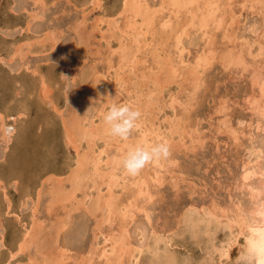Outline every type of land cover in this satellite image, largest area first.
I'll return each instance as SVG.
<instances>
[{
	"label": "rangeland",
	"instance_id": "rangeland-1",
	"mask_svg": "<svg viewBox=\"0 0 264 264\" xmlns=\"http://www.w3.org/2000/svg\"><path fill=\"white\" fill-rule=\"evenodd\" d=\"M45 1V6L43 5V8H40L37 3H32V0H0V112L7 110L8 113H11L12 109H16L17 111L18 109H22L25 112L22 114V119L17 122L16 133L6 152L4 151L3 141L0 138V175L8 186L7 195L12 204L9 208L10 214L0 217V238L1 243L5 244L0 246V264L11 261L8 258L7 247L14 246L15 239H19L22 235L23 227L25 225L29 226L32 224V221H34L35 227L38 225L37 230L40 229L37 232V238L42 239H40L42 245H49L50 248L48 242L54 238L52 237V232L54 231L55 223L68 215V224L66 223L63 229L57 233V239L55 240V244L63 247L64 254L67 256L61 264H75V261L80 259L79 256L84 255L88 251L89 245L91 243L95 244V241L98 249L101 247L102 242L109 249V241L106 240L105 242L104 236L113 233L114 230L116 231L118 226L114 222L109 225L104 221L101 224L102 227L100 226L97 230L98 232H93L95 231V218L86 210L84 211L83 207L79 206L77 208V201L75 202L74 199L71 201L66 200L65 196L51 203L50 206L49 200L52 198V192H49V189L52 188L53 183H56L55 181L58 179H53L55 181L49 180V186L48 184L46 186L44 184L43 191L41 190L39 194L37 190L41 186L43 178L49 172L65 175L71 164H73L74 149L70 144L65 142L61 118L69 117L70 113L74 110L80 115L92 117L93 114H96V109L99 106L98 101L93 102L86 98L84 100L81 94L83 93L84 86L90 82L93 70L99 73L105 72L107 48L102 39L97 41L100 37L97 34L95 39H93L94 37L89 38V45H91L87 47L89 50L86 48L83 52L75 53L72 43L73 39H76L74 27L77 22L83 20L82 24H84L85 30L89 31L91 25L95 23V17L104 14L108 16L107 19L114 20L116 27L122 25L119 27L122 28L125 18L123 14L119 13L121 0H101L102 5L100 6H96L91 0ZM159 2L161 0H146L149 7L157 6ZM219 2L220 8L223 7L222 9H225L227 13L223 15L225 18L224 22L232 24L233 30L236 29L234 32L239 41L235 39V41H238H236L237 43L234 42L235 45L237 44L238 46V43L242 40L240 43L241 47L244 48V52H242L245 61L244 67L241 65L222 66L220 62L221 52L232 44L223 38V27L216 28L213 26V31L207 34L209 35L207 39L212 40V43L210 42L208 43L209 45H206L205 35L201 31L192 29L193 27L190 25H185L190 14L188 16L182 10L179 14H175L167 7H163L160 12H157L158 17L153 24L155 29L153 30V34H145L147 36H145L147 47L144 45L143 48H140L141 50L136 49L134 46H132L133 48H129L131 53L135 52L134 56L137 55L134 58L136 64H130L131 68L135 67L132 69L126 67L123 71L127 75H130L129 78L125 75L128 78L126 79L128 82L126 85L131 87V91L134 86L135 90L130 92L131 97L129 98L126 94V89L120 88L119 92H117L119 94L117 100L132 106L138 102V106H135V108L139 109L138 107H140L142 119H146L145 124H149L150 122H147V119H150L153 121L151 123L153 124L152 128H158L157 131L165 130L166 135L171 138L169 145L170 155L168 158L163 159L164 166L159 171L162 176L161 183L158 184L154 180L152 181L151 178L147 179L148 191L153 192L149 201L143 204H146L144 210L149 215V219L143 216L144 211L135 210L133 221L129 220L127 222L128 240L135 245L141 244L143 246L142 252L138 255V264L149 263L148 259L152 254L150 251V248H152L150 245L152 244L151 229H156L159 233L161 231L163 233H161L163 239L161 238L158 244L159 253L162 252V249L166 248L169 254L173 253L175 255L179 264L184 260L190 262V264H245L246 262L242 256H237L239 246L244 242L243 236L240 235L238 237L237 243H231L233 237L230 235V229L227 225L222 223L217 226L214 223L216 229L212 243L215 246L212 247L211 238L204 233L203 227L194 233L184 222L177 221L181 212L188 205L196 207L204 205L203 207L206 208L209 205L217 203L222 208L225 206V208L232 209L236 208V205H239L243 208L242 210L245 212V215H249L256 206L257 201H259L257 198H260L259 196L252 197L248 192L250 191L249 185L261 188L263 179L260 172L250 175L245 180L241 176L245 168H249L250 170L257 169L258 171L259 168L264 166V118H261L260 114L251 109L253 96L256 95V98L258 95V87L251 80L261 78L262 72L264 76L263 11L260 12L249 7L248 2L244 6V0H219ZM261 2H263L262 5L258 3V6L264 5V0H261ZM30 11L39 12L40 18L29 20ZM231 15L235 21H231L229 18ZM161 17L165 20L169 17L170 19H168L172 21L174 27L190 29L188 35L180 37L179 48L183 50L180 54L182 56L181 62L179 61L180 55L177 54L178 52L174 49L173 44L182 30H171L169 26L164 29V32H160L162 30L160 27ZM86 18L87 20H85ZM106 26L105 23L102 24L103 28ZM17 27L19 30L16 29ZM114 30L115 28L113 27ZM22 31L24 32L22 33ZM115 31L113 34L115 38L110 41L111 46L117 47L118 41H123L128 46L134 44H131V41L129 43V39L126 37L121 38L118 30ZM43 35H51V40L48 39L45 42L46 46L36 45L35 48L37 49H44L43 47H45L43 51L26 52L21 57L17 54L9 55L15 51L16 47L18 48L17 45L20 39L23 40L26 36H35L34 38L37 39ZM160 37L164 38L161 39ZM149 42L152 44H149ZM50 43L53 44L51 45ZM257 44L261 46V52L254 56L258 49ZM93 46L99 49L98 53L91 50ZM206 46H209L208 48L212 49L213 52L215 51V58L209 65L206 64L207 66L201 68L199 72L197 71L200 76L198 77L196 71L189 70L193 68L196 54L201 52L202 49L207 50ZM151 48L152 50H150ZM132 50L134 51L132 52ZM153 53H159L160 56L166 55V53L169 54L171 61L167 60V62L169 66H174L176 75H173L175 73L171 70L166 72L165 69L168 67L167 62L165 69L162 65L155 67L152 64ZM118 55L116 53L112 54L113 68L118 65V60H116ZM147 65L149 66V70ZM37 66L45 74V78L47 77L46 82H48L50 91L46 94L56 104L54 106L52 102H49V99L42 97L36 76H33L31 73V69ZM139 67L142 69L140 70ZM155 68L158 69L156 70ZM129 69L132 71L130 72ZM153 69L155 70L153 71ZM142 71L145 76H152L156 71V77H158L154 80L157 81L153 82L148 78L146 81L150 83H147L145 78L140 80L142 79L140 77V72L142 73ZM112 72H114V69ZM120 72L124 76V73ZM192 73L195 75L192 76ZM258 75L260 76L258 77ZM197 77L199 79H196ZM137 81H142V83H138ZM143 82H146L147 87L140 85L144 84ZM154 83L157 84L155 85ZM172 99L173 102L171 101ZM139 101L142 104H139ZM143 105L144 107H142ZM54 107L59 111H56ZM221 117L227 118L226 121L230 124L229 126L232 129H236V137H233L228 130H223L222 128L217 130L215 125H218L217 123L220 125L218 121L222 119ZM177 122H179L180 127L178 128V132H169V130H172L169 129L170 123L177 126ZM148 124H146V127H150ZM19 125L21 128H19ZM18 129L21 130L19 131ZM188 131H190L189 134ZM135 133H137V129L133 131V135ZM133 135L131 134L130 136L132 137ZM110 141L112 140L110 139L108 142L107 152H111V148L114 147V144L110 143ZM97 143L103 145L102 140L97 141ZM99 144H97L98 147H102ZM258 150L260 152L256 153ZM254 152L255 154H253ZM1 155H5L4 159ZM150 165L151 163L143 168L137 174V177L146 174L148 171H153V165ZM14 178L17 179L16 186L12 184V179ZM51 182H53L52 185ZM64 185L65 187L67 186L65 182ZM127 186L123 188L122 186H117L115 188L117 196H119V193V197L122 199L120 201L118 198V200L126 203L125 206H131L130 201L133 202L134 200H136L134 201L135 203L139 202L138 204H140L142 198L134 196L133 187ZM47 187L49 188L47 189ZM36 196H39V199ZM126 200L130 203H127ZM0 202L4 211L6 203L4 202L1 190ZM71 204L72 208L69 207ZM115 217L114 221L117 222V216L115 215ZM48 225L51 226L49 227ZM46 230L47 232H45ZM233 230H235L234 226ZM169 231L171 232L168 233ZM94 233L98 234L95 239L93 237ZM104 243L103 245H105ZM29 249L32 252L34 248L31 245ZM98 249L95 248L91 254L95 256V258L91 256V261L94 258L92 264H106L104 258L99 257L100 249L102 248L99 249L100 251ZM225 250H228V257L220 255ZM97 251H99V254ZM26 256L24 253L17 256L12 264H37L36 262L29 261ZM74 257H76L75 261H73Z\"/></svg>",
	"mask_w": 264,
	"mask_h": 264
},
{
	"label": "bare ground",
	"instance_id": "bare-ground-1",
	"mask_svg": "<svg viewBox=\"0 0 264 264\" xmlns=\"http://www.w3.org/2000/svg\"><path fill=\"white\" fill-rule=\"evenodd\" d=\"M91 2L96 4V6L102 5L101 0H91ZM220 2H219V0H161V2H159V4L157 6L149 7V5L146 3V0H121V8L119 10V13L123 14V16L125 18V22H124V25L122 28H119L122 25L121 26L119 25V27H116L114 25V20L110 19V18L107 19L108 16H105L104 14L100 15L99 17H95L96 18L95 23H93V24L91 23L92 25H91V28L89 31L85 30L84 24H82L84 22L83 20L76 23V25L74 27L75 28L74 30L76 31L75 32L76 33V39L75 40L73 39V41H72L73 46L75 48V50H74L75 53L83 52L84 49L86 50V48L88 46H91V45H89V38L94 37L93 39H95L97 34L100 35V37L97 39V41L99 39L100 40L102 39L105 42V46L107 48V53H106L107 55L105 58V60H106L105 72L99 73L96 70H93L94 72H92V74H91L90 82L87 85L85 84L86 86H84L83 93L81 94L82 97H84V100L86 98L89 101L94 102L96 100L104 98V102L101 103L98 101L99 106L96 109V114H93L92 117L80 115L76 110H74L71 113L69 112L70 116L67 115L69 117H62L61 118V121L63 124V135L65 137V142L67 144H70L71 147L74 149V158H73L74 161H73V164H71V166L69 167V170L65 173V175H58L56 173L49 172L43 178L42 184L38 188L39 191L37 190V192L39 194L41 192L44 184L46 186V184H48L49 180L55 181L53 179H58L57 181H55L56 183L51 182V185L53 183V186H52V188L50 187L52 190L49 189V192L50 191L52 192L51 193L52 198L49 200L50 206H51V203L55 202L56 200L62 199L61 197L65 196L64 198H66V200L68 199L71 201L72 199H74L75 202L77 201V204H78L76 206L77 208L79 206L83 207L84 211L86 210L95 218V221H94L95 222V226H94L95 231H93V232H98L97 230L99 229L100 226L102 227L101 224L104 221H106L109 225L114 222L115 225H118V226H117L116 231L114 230L113 233H109V234L104 236L105 242H106V240L109 241V243H108L109 249H107L106 244L104 242H102V245H103V243L105 245H103V247L101 245L100 248H102V249L99 248L101 250L100 251L98 249V247H96L97 243L94 240L95 244L91 243L89 245L88 251L87 252L85 251L86 253L84 255L79 256L80 259L75 261L76 257H74L73 261H75V264H92V261L95 258V256H93L91 254L93 253L95 248H97L100 251V254L98 253L99 251H97V253L100 255L99 257L104 258V261L106 264H138V255L142 252L143 246H141V244L135 245L131 241L128 240L129 236H128V228H127L128 223L127 222L129 220L133 221V219H134L133 214H135V210L142 211V212L144 211L143 216H145L147 219H149V215L144 210L146 204L145 205H143V204L145 202L149 201L153 192L151 193L148 191L149 188L147 187V185H148L147 179L151 178L152 181L154 180L158 184L161 183V181H162V179H161L162 176L159 173V171H160V168L164 166L163 165V159L151 162V165H153V167H152L153 171H148V172H146V174H142L139 177H137V175L130 176V175L125 174L123 168L118 166L117 161L126 153V151L128 150L129 147L135 146L137 144H142V145L147 146V145H151V144H155V143L165 142L168 145H170V143H171L170 139L171 138H169L166 135V133L164 132L165 130L164 131H162V130L157 131L158 128L157 129L152 128L151 126H153V124H151V123H153V121H151L150 119H147V122H150V123L149 124L146 123L150 127H146V124H145L146 119L141 118V120L138 123V127L136 128L137 133H135L134 135L132 133L133 136L132 137L130 136L127 140H120L118 138L111 137L106 133V130H105L102 118H101V112H102V110L105 109L106 105L111 103V101L113 99L117 100V96L119 95V94H117V92H119L118 90L120 88L126 89L125 91H126V94L128 95L129 98L131 97L130 92L135 90L134 86L132 87V91H131L130 90L131 87L126 85V83H128L126 79H128L130 77V75H127L123 71V69L126 67L131 68L130 64L131 65L136 64V62L134 61V58L137 55L134 56L135 52L131 53L129 51L130 50L129 48H133L132 46H134V47H136V49H140L141 47L143 48L144 45L147 47V45L145 43V41H146L145 36L147 35L146 33L153 34V30H155L153 24L155 23V19H157V17H158L157 12L158 11L160 12L161 9H163V7H167L170 9V11L172 13H175V14L176 13L179 14V12H181V10L184 11V13L188 14V16L190 14L188 21L186 20L187 23L185 25H190L191 27H193L192 29L201 31L202 34L205 35V44L206 45H209L208 43H210V42L212 43V40L207 39L209 37V35H207L208 32L211 33L210 31H213L214 27H216V28L217 27H223V29H224L223 38L227 39V41H229L232 44L230 47H226V49L221 52L220 62L222 64V66L228 67V66H234V65H236V66L241 65L244 67L245 61H244V57L242 54V52H244L243 51L244 48L241 47V43H240L242 40H240V42H239L240 44L238 43V46H237V44L235 45L234 42H236L238 40L237 39L238 37L236 38V35L234 32L236 29L233 30L232 24H230V23L227 24V22H224L225 18L223 17V15H224V13H226V11H225V9H222L223 7L220 8ZM247 2H248L249 7L254 8L255 10L260 11V12L263 11L262 14H263V18H264V7H263L264 5L258 6L259 5L258 3H261V5H262L263 2H261V0H244V2H243L245 4L244 6H246ZM32 3H37L38 6H40V8L41 7L43 8V5L45 6L46 1L45 0H32ZM234 16H236V15H234ZM29 17H30L29 20H32V19L34 20L35 18H38L39 12L36 13V12L30 11ZM168 18H167L168 21L163 19V18H162L163 21L160 19L161 20L160 21V27L162 29L160 32H162V31L164 32V29L168 28L169 26H170L169 28H171V30L175 29V31H176L177 29H179L178 27H174L172 21L169 20L170 18L169 19ZM229 18L231 19V21H235L234 18H232V15ZM85 20H87V18ZM93 21H94V19H93ZM103 23H105L107 25L105 28L102 27ZM231 23H233V22H231ZM27 24H28V22H27ZM20 26H22V25H20ZM113 27L115 28L116 31L118 30L120 32L121 38L126 37L127 39H129V41H128L129 43L131 41V44L132 43H134V44H132V45L129 44L130 46H128V44L124 43L123 41H118L117 47L111 46L110 41L113 38H115V36H113L114 31H115V30L113 31ZM16 29H18V27ZM28 29H29V27H28ZM179 30H182V32L178 36V38L175 41V43L173 44V46H174V49H176V51L178 52L177 54L180 55L181 52L183 51L182 49L179 48V44L181 42L180 37H182L183 35H188V33H190V29L181 28ZM23 32L24 31H22V33ZM263 32H264V30H263ZM34 37H30V36L27 37L26 36L25 39H23V40L20 39L18 42V45H17L18 48L16 47L15 51L10 53L9 55L12 56V55L17 54V55H20V57H21V56H24L23 54L26 52H31V53L35 52V51L41 52L45 49V47H43L44 49H41V48L37 49V48H35L36 45L40 44L42 46L43 45L46 46L45 42H47L48 39L51 40V35L50 36L43 35L41 37L39 36L40 38H37V39H35ZM121 38H120V40H121ZM162 38H164V37H162ZM256 38H257V36H256ZM235 39H237V40L235 41ZM147 41H149V40L147 39ZM164 41H165V39H164ZM246 42H248V40H246ZM50 44L52 45L53 43H50ZM149 44H152V43L149 42ZM245 44L247 45V43H245ZM250 44H251V42H250ZM208 47H207V50L202 49L201 52L196 54V57L194 58L195 61L193 63V68H190L189 71H193V72L198 71L199 72V70H201V68H204V66L209 65V63L215 58V54H214L215 51L213 52V50L208 48ZM260 47L261 46L258 45V49L256 50V54H254V56L258 55V53L261 52ZM14 48H15V46H14ZM152 48L150 50H152ZM249 48H251V47H249ZM136 49H134V50L136 51ZM91 50L95 51V53H98L99 49H96L95 46H93ZM134 50H132V52ZM143 50H146V49H143ZM248 52H249V50H248ZM114 53L119 54L118 55L119 59L117 57L116 60H118V62H117L118 65L113 68L114 62L112 60V54H114ZM136 54H137V52H136ZM170 59H171V57L167 53H166V55H162V56H160L159 53H156L153 55L152 64H154L155 67L162 65V67H164V69H165L166 68V66H165L166 62H167V60H170ZM180 59L182 61L181 55L179 56V61H180ZM247 59H245V60L247 61ZM138 63H139V61H138ZM167 64H168V62H167ZM133 67H135V66H133ZM139 68H140V70L142 69L141 67H139ZM9 69H11V68H9ZM21 69H22V67H21ZM113 69H114V72H112ZM155 69H153V71ZM260 69L262 70V68H260ZM134 70H135V68H134ZM148 70H149V66H148ZM165 70H166V72L167 71L169 72V70H171L173 73H175L174 72L175 68L173 65L169 66V64H168V67ZM257 70H259V69H257ZM120 71H122V73H124V76L120 74L121 73ZM129 71L131 72L132 70L129 69ZM198 72L196 73V75L198 77H200ZM31 73L33 74V76L34 75L36 76L37 82L40 85V91H41L42 97L49 99V102H52V99L50 98V96L46 94L48 91H50L49 86H48V82H46L47 77L45 78V74L42 73V70L40 69V67L37 66L36 68L31 69ZM168 74H170V73H168ZM125 75H127L128 78ZM173 75H176V73ZM193 75H195V74L192 73V76ZM259 76L260 75H258V77ZM262 76H263V72L261 74V78H259L257 80H254L255 79L254 78L251 80L252 83L257 85V87H258L257 88L258 89V95L256 98H255L256 95L253 96L254 99L251 101V109L254 110V112L260 114L261 118H264V76L263 77ZM140 77H142V79L138 78L140 80H143L145 78V81H146L149 78L153 82H156L157 80L155 81L154 79L157 78L158 76L156 77V71L152 74V76H150V75L145 76V74H143V71H142V73L140 72ZM198 77L196 79H199ZM165 78H168V77H165ZM192 79H194V78H192ZM196 79H195V81H196ZM146 82L150 83L148 81H146ZM146 82H143L144 84H140V85L141 86L145 85L147 87V85L145 84ZM138 83H142V81L138 82ZM134 84H136V83H134ZM192 84H193V82H192ZM196 86H198V85H196ZM249 97H251V96H249ZM41 101H43V100L41 99ZM171 101L173 102V99ZM137 103H136V105L134 104L133 106L134 107L138 106ZM146 103H148V102L146 101ZM139 104H142V103L140 102ZM50 105H51V103H50ZM52 105L54 106L56 104L53 103ZM142 107H144V105ZM147 107H148V105H147ZM138 108L140 110V107H138ZM11 111H12L11 113H8L7 110L0 112V138L3 141L5 152H6V150L9 149L10 144L13 141V137H14V135L16 133V129H17L16 128V126L18 124L17 122H19L22 119V114L25 113L22 109H18V111L16 109H12ZM56 111H59V110L56 109ZM226 119L227 118H222L220 121H218V122H220V125H219V123H217L218 125H215L217 127V130H219L221 128L223 130H228V131H230V133L232 134L233 137H236V129H232L231 126H229L230 124L227 123L228 121H226ZM170 122H171V120H170ZM177 123H178L177 126H175V124L170 123L169 129H172V130H169V132L170 131L176 132V133L178 132V128H180V127H179V122H177ZM4 128H11L13 131L11 134H6L3 132ZM19 128H21L20 125H19ZM175 129H177V130L175 131ZM189 132L190 131H188V134H189ZM196 133H197V131H196ZM17 135L19 136L18 133H17ZM169 136H170V134H169ZM110 139L112 140V141H110V143L112 142L114 144V145L112 144L114 147L111 148V152H107L106 148L109 144L108 142ZM99 140L103 141V145L100 143L102 145V147H100V146L98 147V145H97V144H99V143H97V141H99ZM113 140H114V142H113ZM172 140H173V138H172ZM190 141H191V139H190ZM191 142H193V141H191ZM42 149H43V147H42ZM258 152H260V150H258L256 153H258ZM253 154H255V152ZM4 156L1 155V157H3V159H4ZM150 166H148V167H150ZM256 172H260L263 180H262L261 188L249 185L250 191H248V192L250 193V195L252 197L253 196H255V197L259 196L260 197L259 199L257 198V200H259V201H257L256 206L252 209V211H251V213H249V215H245V212L242 210L243 208L240 207L239 205H236L237 207L234 209L225 208V206H224V208H222L217 203L214 205H209L206 208L203 207L204 205L203 206L201 205V207L188 205V207H186L181 212V214L179 215V218H178L179 220L177 219V221L178 222L179 221L184 222V224L189 226V228H191L194 233H195V231H198L201 227H203L204 233H206L207 236H209L211 238L212 247L215 246L214 243H212L213 242L212 239L214 238L215 229H216V226L214 223H216L217 226L219 224L221 225L223 223L224 225H227L228 228L230 229V235L233 237V240L231 243H233V244L237 243L238 237L240 235L243 236V238H242L244 241L243 244L241 246H239V249L237 246V249H238L237 256H239V257L242 256V258H244L246 260L245 264H264V166L259 168L258 171H257V169H251L250 170L249 168L248 169L245 168L242 172L241 177H242V179L245 180L250 175H252ZM13 173H15V172H13ZM170 173H172V172H170ZM16 176H18V175H16ZM170 176H171V174H170ZM63 181L67 185L66 187H65ZM4 182L5 181L3 180V178L0 175V190L3 193L4 202L6 203V207L3 211V208H2V205L0 202V217L2 215L10 214L11 211L9 210V208L12 206L10 199L7 195L8 186ZM12 182H13L12 183L13 186H16L17 179H15V178L12 179ZM120 182H122V183H120ZM157 183H155V184H157ZM49 184H50V182H49ZM49 184H48V186H49ZM174 184H175V181H174ZM126 185H128L127 187H130V186H131V188L133 187V191L135 192L134 196H138L139 198L141 197L142 203L141 202H140V204H138L139 202L135 203L134 201H136V200H134L133 202L130 201L131 202L130 203L128 200H126V202L127 203L129 202L131 204V206L130 205L125 206L126 203L120 202L122 199H120L119 193H118L119 196H117L115 188L117 186H120V187L122 186V188H123ZM48 188L49 187H47V189ZM129 191H131V190H129ZM36 197L38 198L39 196H36ZM118 198L120 199V201L118 200ZM132 198H134V197H132ZM70 201H68V202H70ZM37 202L39 203V201H37ZM21 203H22V201H21ZM73 205H75V204H73ZM197 206H199V205H197ZM69 207L72 208V204ZM53 208H54V206H53ZM34 212H36V211H34ZM65 215H67V214H65ZM115 215L117 216V222L114 221L116 219ZM15 218H16V216H15ZM55 218H57V217H55ZM67 218L69 219L68 215L65 216L63 219L61 218L62 220H58L57 223H55L54 231L52 232V237H54V238H52L50 240V242L47 241L50 244V248H49V245H45V244L42 245V243H41L42 239L39 237L37 238V232L40 229L37 230L38 225L35 227L34 221H32V224H30L29 226L25 225L23 227V232H22L21 237L20 238L18 237L19 239H15L14 246L12 245L10 248L7 247V250L9 253L8 258L11 261L10 262L8 261L7 263H5L6 262L5 261L4 263L5 264H12V262H14V259H16L17 256L24 253L27 255L26 257L29 261L36 262L37 264H61L62 261L67 258V256H66V254H64L63 247H59L57 244H55V240L57 239L56 238L57 233H59V231L61 229H63L64 225L68 222ZM0 223H1V220H0ZM48 224H50V223H48ZM233 226H234L235 230H233ZM49 227H48V229H49ZM172 230H174V229L172 228ZM45 232H47V230ZM48 232H50V231H48ZM170 232L171 231H169L168 233H170ZM161 233H162V231H161ZM161 233H159L158 230H156V229H151V231H150V236L152 238V244H150V245L152 248H150V247L149 248H150V251L152 254H151V257L148 259V262H149L148 264H179V261L176 260L175 255L173 253L169 254L168 250H166V248L162 249L161 250L162 252L159 253L160 250H159L158 244L162 238ZM97 235H96V233H94V235H93L94 239L97 238ZM15 237H17V236H15ZM47 239H49V238H47ZM171 239H172V237H171ZM147 241H148V239H147ZM167 241H169V239H167ZM171 242H172V240H171ZM173 243H174V241H173ZM143 244H145V243H143ZM2 245H5V244L1 243V238H0V246H2ZM31 245L34 248L32 252L29 249ZM143 252H144V250H143ZM81 253H83V252H81ZM220 255H224V256L228 257V250H225L224 252H222V254L220 253ZM91 256L94 257V258L92 257L93 258L92 261H91ZM125 258H126V260H124ZM20 259H22V258H20ZM235 259H236V257H235ZM221 260H219V261H221ZM224 262H225V260H224ZM180 264H190V262L184 260V261H181Z\"/></svg>",
	"mask_w": 264,
	"mask_h": 264
},
{
	"label": "clouds",
	"instance_id": "clouds-1",
	"mask_svg": "<svg viewBox=\"0 0 264 264\" xmlns=\"http://www.w3.org/2000/svg\"><path fill=\"white\" fill-rule=\"evenodd\" d=\"M104 102V98L99 100ZM101 118L106 133L120 140H127L133 131L138 127V123L142 118L139 109L128 103H121L113 99L107 104L101 112ZM11 128H4L6 134L12 133ZM170 155V146L165 142L155 143L151 145L137 144L129 147L126 153L117 161L118 166L122 167L125 174L135 176L141 172L149 163L166 159Z\"/></svg>",
	"mask_w": 264,
	"mask_h": 264
}]
</instances>
